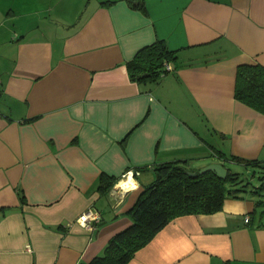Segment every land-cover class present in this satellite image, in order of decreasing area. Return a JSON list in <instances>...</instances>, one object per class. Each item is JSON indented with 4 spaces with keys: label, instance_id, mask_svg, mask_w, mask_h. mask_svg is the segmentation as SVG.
<instances>
[{
    "label": "crops",
    "instance_id": "obj_1",
    "mask_svg": "<svg viewBox=\"0 0 264 264\" xmlns=\"http://www.w3.org/2000/svg\"><path fill=\"white\" fill-rule=\"evenodd\" d=\"M156 39L167 70L133 79ZM244 63L264 65V0H0V264L89 261L159 162H264V113L235 97ZM257 194L173 217L127 264H264Z\"/></svg>",
    "mask_w": 264,
    "mask_h": 264
},
{
    "label": "trees",
    "instance_id": "obj_2",
    "mask_svg": "<svg viewBox=\"0 0 264 264\" xmlns=\"http://www.w3.org/2000/svg\"><path fill=\"white\" fill-rule=\"evenodd\" d=\"M134 5L142 3L137 1ZM172 55L174 51L168 49L165 41L156 39L140 48L126 65L133 79H155L167 70L164 65ZM235 97L264 113V65L244 63L237 66ZM226 158L257 170L261 181L257 185L250 180L244 181L240 172L231 168L225 178L213 171L193 175L190 171L195 169L187 166V157L159 162L153 167V180L143 186L127 211L130 223L114 233L99 254L78 264H127L173 217L212 213L222 208L226 197L244 198L247 192L260 193L264 189V162L236 156ZM261 202L257 200L256 204Z\"/></svg>",
    "mask_w": 264,
    "mask_h": 264
},
{
    "label": "rangeland",
    "instance_id": "obj_3",
    "mask_svg": "<svg viewBox=\"0 0 264 264\" xmlns=\"http://www.w3.org/2000/svg\"><path fill=\"white\" fill-rule=\"evenodd\" d=\"M230 168L233 169L234 171L240 172V176L245 179L244 181H246V180L249 181L250 180L251 183L252 184H255V185H257L261 181L258 178V175L260 173L257 170L256 171L253 170V168L246 169L245 167L240 166V165H231ZM261 191L257 195H254L255 198H257V199H264V194H261Z\"/></svg>",
    "mask_w": 264,
    "mask_h": 264
},
{
    "label": "built area",
    "instance_id": "obj_4",
    "mask_svg": "<svg viewBox=\"0 0 264 264\" xmlns=\"http://www.w3.org/2000/svg\"><path fill=\"white\" fill-rule=\"evenodd\" d=\"M99 213L98 211L92 209V208H87L86 210L82 211L77 217V220L79 223L82 225L86 226L87 228H94L95 223L99 220ZM249 217H245V221H248Z\"/></svg>",
    "mask_w": 264,
    "mask_h": 264
},
{
    "label": "water",
    "instance_id": "obj_5",
    "mask_svg": "<svg viewBox=\"0 0 264 264\" xmlns=\"http://www.w3.org/2000/svg\"><path fill=\"white\" fill-rule=\"evenodd\" d=\"M146 75V73H145ZM207 171L215 172L219 177L225 178L228 173V167H225L223 164L219 162H210L199 169H195L190 171L193 175L202 174Z\"/></svg>",
    "mask_w": 264,
    "mask_h": 264
},
{
    "label": "clouds",
    "instance_id": "obj_6",
    "mask_svg": "<svg viewBox=\"0 0 264 264\" xmlns=\"http://www.w3.org/2000/svg\"><path fill=\"white\" fill-rule=\"evenodd\" d=\"M117 187L123 188L124 190H128L130 187L135 188L137 185L132 180L131 173L128 174V182L127 183H120Z\"/></svg>",
    "mask_w": 264,
    "mask_h": 264
}]
</instances>
